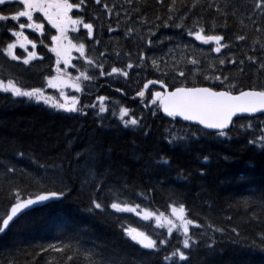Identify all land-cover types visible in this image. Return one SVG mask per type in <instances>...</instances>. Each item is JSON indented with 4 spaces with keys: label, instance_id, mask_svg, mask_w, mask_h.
Instances as JSON below:
<instances>
[{
    "label": "trees",
    "instance_id": "obj_1",
    "mask_svg": "<svg viewBox=\"0 0 264 264\" xmlns=\"http://www.w3.org/2000/svg\"><path fill=\"white\" fill-rule=\"evenodd\" d=\"M100 3L109 11L100 22L104 67L116 53H143L130 87L154 77L171 87L264 90V0ZM201 27L203 35L224 38L219 54L188 34ZM11 64L0 56V71H18L22 76L12 77L27 89L42 88L52 67ZM94 88L111 100L103 114L95 104L99 94L82 99V112L68 113L0 92V224L17 196L64 192L0 233V264H264V114L235 119L220 136L153 106L134 109L139 125L128 128L118 116L125 98L107 85ZM114 201L156 216L184 204L195 221L194 244L183 249L182 231L169 235L153 217L112 209ZM125 228L145 232L158 247H142ZM177 247L188 260H165Z\"/></svg>",
    "mask_w": 264,
    "mask_h": 264
},
{
    "label": "snow or ice",
    "instance_id": "obj_2",
    "mask_svg": "<svg viewBox=\"0 0 264 264\" xmlns=\"http://www.w3.org/2000/svg\"><path fill=\"white\" fill-rule=\"evenodd\" d=\"M13 0H0V5H6ZM18 4L22 5V9L18 8L16 10H11L10 18L12 20H18L20 17H26L29 23L27 25L21 23L20 28H24L25 26L32 28L35 27L36 30H41L43 28L42 24H34L33 23V13L40 12L43 16L48 20V22L56 28L59 35L52 36V41L57 45L52 50L56 52L57 57L63 56L64 63L67 65L69 63L68 52L70 48H76L77 51L84 55L85 45L80 43L79 45L72 44L71 40H68V45L65 46L63 44L64 40H67L66 36L68 25H77L81 24L82 19L77 16L76 19H73L69 13L75 8L79 9L84 0H80L79 3H71L69 0H15ZM99 3V0H96ZM9 15H5L0 13V20H8ZM83 27L87 29V34L89 37L93 35V25L91 23H84ZM112 29L109 28V31ZM204 29L201 27L198 31L193 32L189 30V35L195 36L196 40L202 41L207 44L210 41H214L216 43V47L213 49L215 52H220L222 47H225L221 41L224 39L221 35H203ZM13 35L22 36L21 32H13ZM27 38L25 37V40ZM237 39H243V37H237ZM28 43H32V41H27ZM20 47L23 48L24 44L21 43ZM15 48L14 43H9L7 45V53L12 59L18 60L21 57L16 56L13 52ZM33 49H35V44H33ZM26 50V49H25ZM36 56V52L32 51L28 53V57L24 59V63L28 64L29 60L33 59ZM141 58H143V53H141ZM251 59V58H250ZM59 64V59L57 60ZM91 63V61H89ZM156 61L153 60V64L155 65ZM192 63H197L195 60ZM224 60H220V64H224ZM242 63V62H241ZM101 69H103V65H98ZM128 68H131L132 65L128 64ZM61 70L57 68V72L59 73ZM113 73H120L124 76H127L128 73L123 71L120 68L112 67L111 72L105 73L101 70L100 75H109L111 76ZM81 76L84 77L85 80H91L92 77L86 75L85 73H80ZM183 75V73H181ZM207 79V77H205ZM79 79V78H77ZM215 79L220 80L219 76L215 77ZM226 80L227 77L225 76ZM49 86L55 88L58 86V83H65L61 79L60 76L50 77L48 78ZM153 83H163L162 81H148L144 88L148 87V84ZM71 86L76 89V91H81V85L77 83H72ZM231 87V86H230ZM0 91L5 93L10 92L13 96L17 97H28L30 99H35L36 101L43 100L44 103L50 104L52 107L57 109H63L66 112H78L83 111L82 108L77 107V97L76 96H67L63 91L60 92V96L63 99V102L60 100H55L53 102L52 98L46 97L43 90L41 88H31L25 89L17 86V84L13 80H8L5 83L3 80H0ZM137 95L143 97L145 95L144 91L141 90L137 92ZM153 103L156 99H159L160 107L169 117L180 116L185 120L189 121H197L199 124L204 125L209 129L218 130V135L225 136L227 133L224 131L228 128L229 124L232 122V118L237 113H256V112H264V90L256 91V90H248V91H240L238 94L234 95L231 91H216L212 87H176L172 91L165 92H154L152 93ZM97 99L101 101L99 111L100 113H104L106 111V107L103 104V101L106 99L104 96H98ZM94 107V105H93ZM129 113V109L126 107L120 108V119L124 123L125 127L128 126H138L139 121L135 118L125 120L124 117ZM264 141V137L261 138ZM250 143H254V141H250ZM262 147H264V143H262ZM207 159V157H205ZM64 195L63 191H47L39 193L35 196V198H28L26 200H20L19 196L16 197V203L11 205L10 211L7 212L6 216L2 218V224H0V233L4 232L10 221H13L14 217L17 216L18 213L21 212L22 209L27 208L30 205L38 201H47L50 198L61 197ZM92 204L96 209H101L102 204L97 202L96 200L92 201ZM110 207L115 209L116 211L122 212H136L137 215H143L144 219H148L149 216L155 215V213L149 212L147 209L143 210V213L137 212V209L140 207L139 205H131L126 202H113ZM172 216L175 217V221H178L177 224L173 219L164 218L165 223L163 226L167 227V231L169 235L172 234L173 229H177L178 231H182L184 235V239L181 241L183 245V249H190L194 244V241L189 236V225L195 224L194 220L188 219L186 215V208L184 204H179L178 206H171ZM164 214L160 213L159 216L156 217L157 223H160V218L163 217ZM124 232L128 235L131 240L140 244L142 247L147 249H155L158 247L157 241L153 240L150 236L146 235L143 232H139L137 229L125 228ZM167 241L165 239L159 240V244H165ZM179 258V261H187L188 254L181 250V248L177 247L175 250L170 253L168 256H165V260ZM107 264V262H104ZM178 264V262H177Z\"/></svg>",
    "mask_w": 264,
    "mask_h": 264
},
{
    "label": "flooded vegetation",
    "instance_id": "obj_3",
    "mask_svg": "<svg viewBox=\"0 0 264 264\" xmlns=\"http://www.w3.org/2000/svg\"><path fill=\"white\" fill-rule=\"evenodd\" d=\"M71 3H79L80 0H69ZM86 2V11L82 10L81 8L83 7L82 4L79 9H73L69 15L72 16L73 19H76L77 16H79L82 19L81 24H77L75 26L73 25H68L67 32L65 33L66 36L68 37L67 40H71V37H75L78 39H86L87 34V29L83 27L84 23H91L93 25V35L94 33L97 34L99 33V29L96 26V24L100 23V11L96 8L92 11L93 7L88 6V0H85ZM22 5L18 4L13 0V2H10L6 5H0V13L9 15V19L4 21L0 20V52L3 53V51L7 53V45L9 43H14L15 48L13 49L14 54L17 56L19 53H29L32 52L30 50H33V44H35V49L33 50L36 52V54H39L42 52L41 48H37L38 42H41L42 40L48 39L51 44L54 42L52 41L51 37L52 36H57L59 33L57 32L56 28L53 27L48 20L43 16L42 13L40 12H34L33 13V23L34 24H42L43 28L41 30H36L35 27L29 28L25 26L24 28H20V24L23 23L27 25L29 21L27 20L26 17H20L18 20H12L10 18L11 15V10H16L18 8L22 9ZM98 15V16H97ZM97 16V17H96ZM13 32H21L23 35L22 36H16L13 35ZM93 35L89 38H93ZM25 37L27 38L25 40ZM27 41H32V43H28ZM23 43L24 47L21 48L20 44ZM57 46V45H56ZM30 47V48H27ZM26 49V50H25ZM30 49V50H29ZM41 55H38V63L40 64L41 62ZM52 92V95H57L55 89H50Z\"/></svg>",
    "mask_w": 264,
    "mask_h": 264
},
{
    "label": "water",
    "instance_id": "obj_4",
    "mask_svg": "<svg viewBox=\"0 0 264 264\" xmlns=\"http://www.w3.org/2000/svg\"><path fill=\"white\" fill-rule=\"evenodd\" d=\"M248 90H252V89H248ZM248 90H244V91H248ZM167 91H168V88H167ZM256 91H258V90H256ZM8 93H10V92H8ZM11 94V93H10ZM238 94V93H237ZM234 95H236V94H234ZM260 113H263V112H256V113H237L234 117H238V116H251V115H254V114H260ZM177 118H179V119H182V120H185V119H183V117H180V116H176ZM233 117V118H234ZM232 118V119H233ZM185 121H189V120H185ZM191 123H195V124H198V125H201V124H199L197 121H190ZM232 123V122H231ZM231 123L229 124V126H228V128L231 126ZM201 126H203V127H205L204 125H201ZM206 128V127H205ZM227 128V129H228ZM207 129H209V128H207ZM209 130H212V131H218V130H216V129H209ZM63 196H61V197H55V198H50L49 200H47V201H38V202H36V203H34L33 205H30V206H28L27 208H25V209H22L21 210V212L20 213H18L17 214V216L16 217H14V219H13V221H10L9 222V225L7 226V228L11 225V223H13L18 217H20L22 214H24L25 212H27L28 210H30V209H32V208H34V207H38V206H41V205H44V204H46V203H48V202H50V201H52V200H57V199H60V198H62ZM35 197H33V199H34ZM6 228V229H7ZM5 229V230H6Z\"/></svg>",
    "mask_w": 264,
    "mask_h": 264
},
{
    "label": "rangeland",
    "instance_id": "obj_5",
    "mask_svg": "<svg viewBox=\"0 0 264 264\" xmlns=\"http://www.w3.org/2000/svg\"><path fill=\"white\" fill-rule=\"evenodd\" d=\"M63 44L64 45H67V42H65V41H63ZM57 76H60L59 74L58 75H56V76H54V77H57ZM61 77V79L63 80V81H65V83H58V89H60L61 91H63L64 92V94L65 95H67V92L69 91V90H72L73 89V87L71 86V84H72V82L70 81V80H68L66 77H64V76H60ZM68 96V95H67ZM150 217H153V219H154V222H155V225H158V226H161V227H163V228H166L167 229V227L166 226H163L164 225V223H165V220H164V218L166 217V218H169V219H173L174 220V222H176L177 224L179 223L178 221H175V217H173L172 216V214L171 215H164L163 217H161L160 218V223L158 224L157 223V219H156V215H152V216H149L148 218H150ZM190 226V225H189ZM175 229H173V231H174Z\"/></svg>",
    "mask_w": 264,
    "mask_h": 264
},
{
    "label": "bare ground",
    "instance_id": "obj_6",
    "mask_svg": "<svg viewBox=\"0 0 264 264\" xmlns=\"http://www.w3.org/2000/svg\"><path fill=\"white\" fill-rule=\"evenodd\" d=\"M101 124V123H100Z\"/></svg>",
    "mask_w": 264,
    "mask_h": 264
}]
</instances>
